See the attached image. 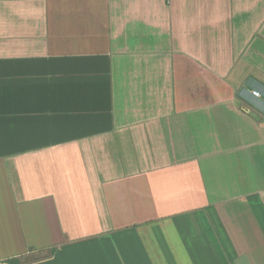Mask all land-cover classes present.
<instances>
[{"label": "crops", "instance_id": "0c3cea01", "mask_svg": "<svg viewBox=\"0 0 264 264\" xmlns=\"http://www.w3.org/2000/svg\"><path fill=\"white\" fill-rule=\"evenodd\" d=\"M0 264H264V0H0Z\"/></svg>", "mask_w": 264, "mask_h": 264}, {"label": "built area", "instance_id": "2783aa9c", "mask_svg": "<svg viewBox=\"0 0 264 264\" xmlns=\"http://www.w3.org/2000/svg\"><path fill=\"white\" fill-rule=\"evenodd\" d=\"M251 93L256 98H259L261 96V93L259 91H256V90L252 91Z\"/></svg>", "mask_w": 264, "mask_h": 264}]
</instances>
